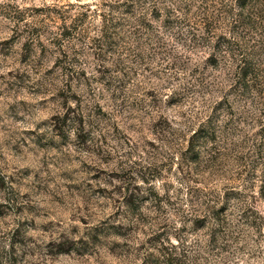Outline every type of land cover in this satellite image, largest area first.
I'll list each match as a JSON object with an SVG mask.
<instances>
[{
  "label": "rangeland",
  "instance_id": "1",
  "mask_svg": "<svg viewBox=\"0 0 264 264\" xmlns=\"http://www.w3.org/2000/svg\"><path fill=\"white\" fill-rule=\"evenodd\" d=\"M105 1L0 0V264H264L262 115L187 149L215 68L163 9L99 47Z\"/></svg>",
  "mask_w": 264,
  "mask_h": 264
},
{
  "label": "trees",
  "instance_id": "2",
  "mask_svg": "<svg viewBox=\"0 0 264 264\" xmlns=\"http://www.w3.org/2000/svg\"><path fill=\"white\" fill-rule=\"evenodd\" d=\"M104 5L99 13V36L92 38L99 47H115L116 34L127 30L124 25L134 26L128 22L123 24V20L131 16L145 23L147 13L163 9L166 16L163 27L182 33L183 44L205 53L204 64L215 68L212 82L222 92L221 99L193 129L187 149L194 147V140L207 139L203 134L212 132L209 138H216V128L228 123L244 124L248 119L255 122L257 111L263 118L259 119V124L264 127V0H169L165 4L156 0H114L105 1ZM79 14L72 17L68 25L63 17L58 26L61 38L71 40L85 34L84 30L80 31L84 17ZM123 14L130 16L126 18ZM186 60H190V56ZM199 154L200 150H195L196 158ZM259 180L257 195L264 197V172ZM134 196L132 190L127 197L124 195L125 199ZM126 202L129 204V200Z\"/></svg>",
  "mask_w": 264,
  "mask_h": 264
}]
</instances>
